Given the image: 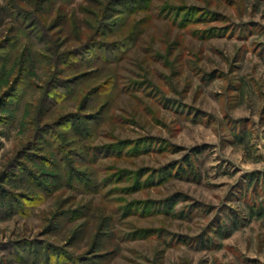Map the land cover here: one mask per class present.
<instances>
[{"label":"rangeland","instance_id":"obj_1","mask_svg":"<svg viewBox=\"0 0 264 264\" xmlns=\"http://www.w3.org/2000/svg\"><path fill=\"white\" fill-rule=\"evenodd\" d=\"M0 264H264V0H0Z\"/></svg>","mask_w":264,"mask_h":264},{"label":"trees","instance_id":"obj_2","mask_svg":"<svg viewBox=\"0 0 264 264\" xmlns=\"http://www.w3.org/2000/svg\"><path fill=\"white\" fill-rule=\"evenodd\" d=\"M126 42H128L129 40H125ZM125 41L123 42H117V44H115V47H113V45H105L107 48L109 47V49H113L116 47H123L125 45ZM75 128L79 133H82L81 128L79 127V123H75Z\"/></svg>","mask_w":264,"mask_h":264}]
</instances>
